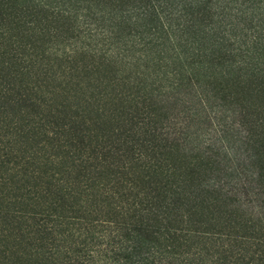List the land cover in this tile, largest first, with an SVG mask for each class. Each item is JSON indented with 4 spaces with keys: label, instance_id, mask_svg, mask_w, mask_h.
<instances>
[{
    "label": "trees",
    "instance_id": "obj_1",
    "mask_svg": "<svg viewBox=\"0 0 264 264\" xmlns=\"http://www.w3.org/2000/svg\"><path fill=\"white\" fill-rule=\"evenodd\" d=\"M0 264H264V0H0Z\"/></svg>",
    "mask_w": 264,
    "mask_h": 264
},
{
    "label": "rangeland",
    "instance_id": "obj_2",
    "mask_svg": "<svg viewBox=\"0 0 264 264\" xmlns=\"http://www.w3.org/2000/svg\"><path fill=\"white\" fill-rule=\"evenodd\" d=\"M194 129V128H192ZM192 131V130H191ZM190 133H193V131ZM186 137H184L185 140ZM201 141L203 142L204 147L209 146L210 142L213 143L214 142V138L210 135V136H202L201 137ZM187 143H191L190 146L192 147H196L198 144L195 141V139L193 138V134H191L188 138H187Z\"/></svg>",
    "mask_w": 264,
    "mask_h": 264
}]
</instances>
